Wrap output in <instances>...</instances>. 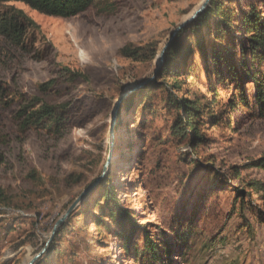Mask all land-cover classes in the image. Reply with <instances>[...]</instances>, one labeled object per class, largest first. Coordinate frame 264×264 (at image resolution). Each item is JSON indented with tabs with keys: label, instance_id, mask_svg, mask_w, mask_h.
<instances>
[{
	"label": "rangeland",
	"instance_id": "rangeland-1",
	"mask_svg": "<svg viewBox=\"0 0 264 264\" xmlns=\"http://www.w3.org/2000/svg\"><path fill=\"white\" fill-rule=\"evenodd\" d=\"M242 1L245 9L253 0ZM203 2L97 0L68 19L23 3L6 5L23 11L37 28L28 30L20 46L0 35V81L11 98L18 96L10 108L0 105V187L12 202L0 208V264H28L45 247L41 264H148L125 253L107 217L99 223L106 190L135 214L143 230L157 236L158 244L168 241L171 264H264V223L258 219L264 214V194L251 198L254 211H232L240 207L237 188L250 181L264 183V168L251 166L264 157V118L254 105L248 110L239 103L230 110L236 93L230 78L225 84L213 77L209 81L198 59L183 76L182 93L176 92L205 98L209 112L221 115L218 125L203 126L206 145L193 149L174 133L175 111L167 107L164 93L153 97L147 84L122 111L110 149L118 101L153 77L173 32ZM244 32L241 27L238 37ZM151 44L158 47L153 61L151 52L141 60L121 54L125 47ZM64 69L81 76L72 82ZM50 81H55L51 90L42 93L40 85ZM245 87L252 95L253 84ZM21 98L69 106L62 135L21 134L15 118ZM109 157L107 180L47 246L56 223L102 175ZM236 170L243 181L233 182ZM185 226L191 232H183ZM135 239L143 248L140 233Z\"/></svg>",
	"mask_w": 264,
	"mask_h": 264
},
{
	"label": "trees",
	"instance_id": "trees-1",
	"mask_svg": "<svg viewBox=\"0 0 264 264\" xmlns=\"http://www.w3.org/2000/svg\"><path fill=\"white\" fill-rule=\"evenodd\" d=\"M96 1L0 0V35L11 44L20 46L24 43V37L28 30L31 27L37 28L36 23L23 11L6 7L9 3H23L48 16L68 19L86 12ZM242 2V0H212L210 8L204 15L194 20L176 35L164 55L156 79L146 86V89L152 90L153 97H156L158 92L164 93L167 107L175 111L174 133L187 141L193 149L209 142L206 133L203 131V126L207 124H215L216 126L221 122V115H214L209 112L211 103L205 102V98L191 99L179 97L176 94V92L182 93V85L186 84L183 76L194 68L198 59L202 61V71L209 81L213 77L218 79L221 84H225L227 78L234 82L236 93L229 104L232 112L239 106V103L248 110H252L251 105H254L259 116L264 118V72L260 70L264 66V0L248 2L245 9L241 7ZM241 27L245 32L244 37L239 38L237 34L241 33ZM147 52H151L150 60L153 61L158 54L157 44L138 49L125 47L121 50L124 57L135 60H141L143 53ZM64 71V76L72 82L81 76L80 73L72 72L69 69H64ZM54 83L55 81H50L42 84L39 89L42 93H48ZM249 83L254 86L252 95H249L245 87ZM213 89L211 90L216 96ZM137 96L127 100L121 107L118 124L122 111L129 107ZM15 98L17 99L18 96ZM15 98H11L9 87L0 81V105L3 108H10L14 105ZM151 99L150 97L149 101ZM214 100L216 99L214 98ZM145 109H147V105H143V112ZM68 113L69 106L67 105L54 106L39 98L30 100L21 98L15 118L21 134L25 135L29 131L42 130L53 133L54 136H61L65 123H67ZM251 166L264 168V157L253 162ZM106 180L105 178L101 184ZM232 180L233 182L236 180L243 181L240 171H235ZM231 184L233 183H230V186ZM244 187V189L237 188L236 190L240 207L232 209L234 215L239 212L242 213L246 209L254 211L255 206L251 198L255 195L264 194V183L260 181H250L244 184ZM91 196L81 203L78 209L83 208ZM248 197L250 200L246 202ZM103 200L102 205L104 206L99 205L101 210L99 223L101 225L106 223L105 220L103 221L104 216L112 222L115 228L114 234L120 239L126 254L132 252L137 261L142 259L144 263L147 262L148 264H171L172 251L168 241L158 244L157 236L151 235L145 228L143 230V227L138 224L135 214L130 209L120 205L110 190H106ZM11 205L10 197L0 187V208H9ZM76 211L77 208L58 228L54 235L55 241L62 231L68 228V223L72 222ZM2 214L4 212L0 210V215ZM258 219L264 223V214H259ZM104 227L110 230L109 226ZM190 229V227L185 226L183 232L189 233L191 232ZM138 233L142 236L143 248L136 243L135 238ZM179 244H181L180 241ZM56 251L59 252L55 245ZM47 252L36 264L43 262Z\"/></svg>",
	"mask_w": 264,
	"mask_h": 264
},
{
	"label": "water",
	"instance_id": "water-1",
	"mask_svg": "<svg viewBox=\"0 0 264 264\" xmlns=\"http://www.w3.org/2000/svg\"><path fill=\"white\" fill-rule=\"evenodd\" d=\"M212 3V0H204L203 4L200 6V8L193 13V15L186 20L185 22H183L182 24H180L175 31L173 32L172 38L170 39V41L166 44V46L163 48V50L160 52V54L157 57V69L153 75L152 78L148 79L146 82L142 83L141 85H139L138 87L132 89L131 91H129L128 93H126L125 95H123L121 97V99L118 101L114 113H113V118H112V127H111V131H110V139H111V150L113 148L114 145V140H115V136L117 134V124H118V117L121 111V107L124 105V103L131 99L140 89H142L145 85L149 84L150 82H152L153 80H155L156 76H157V72L163 62L164 59V55L167 51V49L169 48L170 44L172 43V41L175 39L176 35L185 27H187L189 24H191L194 20H196L199 16L205 14L208 9L210 8ZM111 164V157H109V159L107 160V163L104 167V170L102 172V175L97 178L94 182H92L82 193L81 195L78 197V199L71 205V207L68 209V211L66 212V214L61 217L59 219V221L56 223L52 235H51V239L49 240V242L47 243V246L49 245V243L51 242V240L53 239L55 233L57 232L58 228L60 226L63 225V223L69 218V216L73 213V211L79 206L81 205V203L85 202L96 190L97 188L100 186L101 182L104 180L108 168ZM47 252V247H45L39 254H37L28 264H35L45 253Z\"/></svg>",
	"mask_w": 264,
	"mask_h": 264
}]
</instances>
